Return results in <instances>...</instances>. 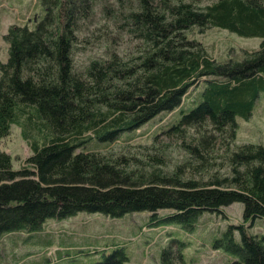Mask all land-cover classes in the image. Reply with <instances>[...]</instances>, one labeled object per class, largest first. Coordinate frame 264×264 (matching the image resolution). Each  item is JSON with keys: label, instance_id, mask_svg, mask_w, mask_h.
I'll list each match as a JSON object with an SVG mask.
<instances>
[{"label": "trees", "instance_id": "trees-1", "mask_svg": "<svg viewBox=\"0 0 264 264\" xmlns=\"http://www.w3.org/2000/svg\"><path fill=\"white\" fill-rule=\"evenodd\" d=\"M39 2L45 16L34 28L14 24L4 36L0 144L16 125L32 154L15 170L0 148V235L41 233L48 220L83 211L113 218L150 212L154 224L193 232L204 213L239 202L243 224L228 226L213 247L235 258L232 264H264V236L245 229L264 219V146L236 144L237 118L249 119L264 92V0ZM213 28L260 38V48L217 60L189 35ZM101 33L136 45L80 62ZM187 96L193 99L183 110ZM170 112L174 124L162 131L168 142L157 135L152 145H128ZM174 140L187 157L171 168ZM114 144L122 146L109 150ZM161 210L172 212L157 218ZM172 254L169 246L163 261ZM127 260L118 248L95 264Z\"/></svg>", "mask_w": 264, "mask_h": 264}, {"label": "rangeland", "instance_id": "rangeland-1", "mask_svg": "<svg viewBox=\"0 0 264 264\" xmlns=\"http://www.w3.org/2000/svg\"><path fill=\"white\" fill-rule=\"evenodd\" d=\"M44 16L45 12L39 0H0V62L5 63L9 57V45L4 36L10 26L28 24L30 28H34L36 22ZM110 31L111 35L117 37L114 35L115 31ZM192 34L204 43L213 58L221 61H228L239 50L259 49L261 44L260 38H241L215 28L202 34L192 30L189 35ZM135 45L136 43L127 36L118 42V39L113 40L111 36L101 33L98 35V42L86 44L88 51L83 59L79 57L78 60L82 62L96 54L105 56L108 50L123 55L132 51ZM191 92L188 93L189 96H196ZM189 96L182 105L183 110H187L191 105L193 98ZM175 114L176 112H170L160 115L153 121V126L145 125L136 132L135 139L128 142V145H152L154 136L157 135L160 141L168 142L162 131L174 124ZM237 123L239 128L236 144L255 143L264 146L263 91L260 92L252 116L249 119L239 117ZM172 142L168 150L171 168L182 165L187 157L176 140ZM91 145H87V151H93ZM121 146L114 144L109 150L118 151ZM0 148L12 157L15 170H19L32 154L16 125L12 126L10 135L1 141ZM221 153L218 148L214 156L217 157V154ZM220 161L218 159L217 163ZM208 162L211 164L214 161L209 159ZM218 168L219 165L215 167ZM190 171L188 168L185 170L188 174ZM243 211L244 205L236 202L227 207H220L215 212H206L194 232H187L178 224L151 229L150 227L157 223H152L153 214L150 212H135L113 218L101 213L83 211L65 219L48 220L41 233L18 232L7 236L0 235V264H95L104 261L117 248L125 249L128 256L126 264H231L235 258L222 251L213 252L212 248L215 241L223 237L228 226L243 224ZM171 212L161 210L156 216L162 218ZM245 229L249 235L262 236L264 220H251L245 225ZM47 239L50 242H46ZM235 240L238 244L242 241L238 232ZM169 246L173 248L174 254L165 262L162 254ZM178 252L183 254V261L178 258Z\"/></svg>", "mask_w": 264, "mask_h": 264}, {"label": "crops", "instance_id": "crops-1", "mask_svg": "<svg viewBox=\"0 0 264 264\" xmlns=\"http://www.w3.org/2000/svg\"><path fill=\"white\" fill-rule=\"evenodd\" d=\"M215 252H218V251H215Z\"/></svg>", "mask_w": 264, "mask_h": 264}]
</instances>
